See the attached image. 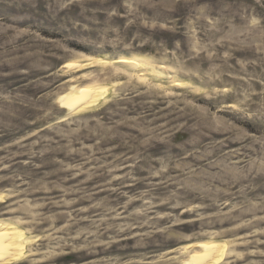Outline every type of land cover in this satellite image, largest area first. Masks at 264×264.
Segmentation results:
<instances>
[{
    "label": "rangeland",
    "instance_id": "obj_1",
    "mask_svg": "<svg viewBox=\"0 0 264 264\" xmlns=\"http://www.w3.org/2000/svg\"><path fill=\"white\" fill-rule=\"evenodd\" d=\"M0 225L12 264H264V0H0Z\"/></svg>",
    "mask_w": 264,
    "mask_h": 264
},
{
    "label": "bare ground",
    "instance_id": "obj_2",
    "mask_svg": "<svg viewBox=\"0 0 264 264\" xmlns=\"http://www.w3.org/2000/svg\"><path fill=\"white\" fill-rule=\"evenodd\" d=\"M118 63L129 64L132 62L129 58L123 57ZM82 66L68 63L65 68H81ZM109 91L107 86L73 87L70 92L59 97L58 101L61 109L68 110L70 113H78L97 106L103 98L109 95ZM25 236L26 234L16 226L0 225L1 264L16 263L24 257L27 243ZM195 245L199 252L191 254L184 264H219L227 252V244L225 242L205 241L197 242ZM191 247L192 245L188 248Z\"/></svg>",
    "mask_w": 264,
    "mask_h": 264
}]
</instances>
